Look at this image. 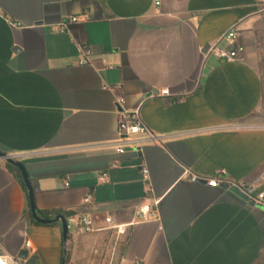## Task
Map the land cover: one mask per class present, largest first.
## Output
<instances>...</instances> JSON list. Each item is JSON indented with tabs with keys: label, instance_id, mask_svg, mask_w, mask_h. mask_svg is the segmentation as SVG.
Wrapping results in <instances>:
<instances>
[{
	"label": "crops",
	"instance_id": "crops-1",
	"mask_svg": "<svg viewBox=\"0 0 264 264\" xmlns=\"http://www.w3.org/2000/svg\"><path fill=\"white\" fill-rule=\"evenodd\" d=\"M0 8V151L25 166L38 211L89 214L97 228L69 232L68 264L257 261L264 207L186 174L224 171L264 192V14L253 0H0ZM229 32L245 51L221 62L208 51L229 48ZM119 99L161 145L119 135ZM144 206L156 220L137 222ZM29 210L0 161V255L60 264L61 224H32Z\"/></svg>",
	"mask_w": 264,
	"mask_h": 264
},
{
	"label": "built area",
	"instance_id": "built-area-1",
	"mask_svg": "<svg viewBox=\"0 0 264 264\" xmlns=\"http://www.w3.org/2000/svg\"><path fill=\"white\" fill-rule=\"evenodd\" d=\"M258 8L260 14H264V0H253ZM0 14H2V10L0 8ZM83 17H70L64 20L57 27V31L59 33H64L67 31L68 27L71 24L83 22ZM15 26H19L15 24ZM226 39L230 41V47L226 49L219 48L218 45H213L209 48V53L215 55L219 61L221 62H235L240 59V57L244 53V48L242 46L236 45V35L234 32H229L226 36ZM92 55L91 50H85L84 56L85 59L81 62L82 65L88 64V58ZM169 95V91L164 90L161 92L162 97H166ZM117 107L119 108V135L121 137H141L146 142L161 145L160 137H158L155 133L149 130L141 121L139 113L129 112L125 109V100L119 99L117 101ZM119 153L123 154L124 150L119 149ZM117 166L113 165L112 169H115ZM143 175H148V170L143 169ZM187 177L190 183H204L209 187L213 188H222L223 186H227L229 188H237L242 193H244L252 202L256 204H260L264 207V192L255 195L256 188L254 185H247L242 182H235L229 180L226 177V173L224 171H219L215 175L210 177H202L195 174H190L189 171L186 172ZM98 181L101 184H107L109 182L108 174L103 173L98 176ZM260 182L264 183V174L260 178ZM68 186V184H66ZM92 196H87L84 198V205L88 206L92 203ZM135 217L138 223H147L157 219V213L151 209L150 206H144L140 208L136 213ZM67 220V228L68 232L75 231L80 235H92L97 232V228L95 226L94 219L89 214H84L80 217H71ZM105 223L107 225H112L113 221L111 218H106ZM0 264H17L12 258L4 255H0Z\"/></svg>",
	"mask_w": 264,
	"mask_h": 264
},
{
	"label": "water",
	"instance_id": "water-1",
	"mask_svg": "<svg viewBox=\"0 0 264 264\" xmlns=\"http://www.w3.org/2000/svg\"><path fill=\"white\" fill-rule=\"evenodd\" d=\"M0 161L14 166L20 172L21 177L23 179V183H24L26 191H27V197H28V201H29V209H30V213L32 215L33 220L36 223H38L40 225H44V226H49V225L58 224V223L61 224V226H62V241H63V247H64V255H63L64 260H63L62 264H65V258H66V253H67V243H68V237H69L66 218L62 215H58L54 219L43 218L39 214L38 209L36 207L35 193H34V189H33L31 180L27 174L25 166L20 162L19 158L17 156L8 155V154L0 151ZM222 189L233 193L234 195L238 196L239 198H241L242 200H244L246 202H249L251 206H253V207L256 206L255 202L250 201V199L244 193H242L240 190H238L237 188H229L227 186H223ZM26 256H27V253L25 251H23L21 253V255L19 256V258H24Z\"/></svg>",
	"mask_w": 264,
	"mask_h": 264
},
{
	"label": "trees",
	"instance_id": "trees-1",
	"mask_svg": "<svg viewBox=\"0 0 264 264\" xmlns=\"http://www.w3.org/2000/svg\"><path fill=\"white\" fill-rule=\"evenodd\" d=\"M5 164H6L7 169H8V170H9V171H10V172H11V173L17 178V180L19 181V183H20L21 186L23 187L25 193L27 194V191H26L25 185H24V183H23V179H22L21 174H20V172L18 171V169L15 168V167L12 166V165L7 164V163H5ZM38 212H39V214H40L43 218H47V219H49V216L52 217V218H53V217L55 218V217L58 216V215H62V216H64L66 219H69V218H71V217H76V215L73 214V213H67V212H63V211H58V212H40V211H38ZM27 218L31 221L32 224L39 225L38 223H36V222L33 220L32 215H31V213H30V210H29L28 213H27ZM63 255H64V254H63ZM63 260H64V258H62L60 264H62ZM65 264H68V256L65 258ZM253 264H264V252H263V254L257 259V261H255Z\"/></svg>",
	"mask_w": 264,
	"mask_h": 264
},
{
	"label": "rangeland",
	"instance_id": "rangeland-1",
	"mask_svg": "<svg viewBox=\"0 0 264 264\" xmlns=\"http://www.w3.org/2000/svg\"><path fill=\"white\" fill-rule=\"evenodd\" d=\"M259 35H258V39H257V52L259 55V71L261 73V76L263 78V82H264V25L261 28V30H259ZM263 120H264V113H263Z\"/></svg>",
	"mask_w": 264,
	"mask_h": 264
}]
</instances>
